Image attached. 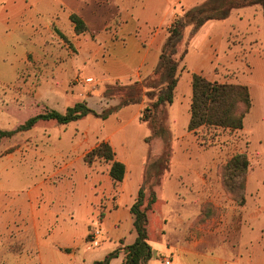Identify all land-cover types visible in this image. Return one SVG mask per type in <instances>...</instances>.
Wrapping results in <instances>:
<instances>
[{
    "label": "crops",
    "instance_id": "obj_1",
    "mask_svg": "<svg viewBox=\"0 0 264 264\" xmlns=\"http://www.w3.org/2000/svg\"><path fill=\"white\" fill-rule=\"evenodd\" d=\"M99 1L0 0V84L8 86L15 82L29 63V55L38 62L45 55L53 56V47H58L54 39H63L68 33L76 40L81 52L84 47H89L90 36L93 39L97 37L89 29L75 32L70 16L77 13L88 24L85 9L91 3L96 6ZM117 2L125 9L117 30L102 32L94 45V53L86 50L85 56L98 60L103 75L109 76L108 80L125 82L147 77L159 62L168 32L164 33L159 26L145 31L136 23L130 10L137 8V0ZM12 51L13 55L9 56ZM9 57L12 58L11 64L6 63ZM46 62H50L49 58ZM51 84L52 81L44 83L41 89L47 85L50 88ZM49 95L52 96L53 92L50 91ZM35 104L39 107L38 103ZM133 106L136 109L133 110ZM143 108V103L127 106L102 119L104 136L99 137L94 146L102 140L109 141L116 151V158L124 162L127 169L124 179L116 185L109 174V163L93 167L85 165L74 170L73 163L66 161L58 152L61 147L40 143L39 133L34 131L37 123L20 130L21 142L14 147L0 148V264L85 262L86 238L95 226L101 228L100 246L103 245L108 252L117 248L125 251L135 242L137 231L131 206L143 182L144 164L141 159L132 161L128 154L135 133L126 127L136 119L140 123L145 122L141 120ZM253 109L252 99L250 111ZM37 110V114L31 117L39 114V108ZM250 111L245 116L243 127L235 130L247 141L245 125ZM146 137L144 134V141ZM239 152L247 153L252 159L249 146ZM58 159L61 164L53 169V162ZM217 164V161L194 163L186 174L192 186L190 190L197 200L194 204L198 207L204 198L216 201L217 197L208 191L206 197L202 195V188H208L210 183L202 168L210 170ZM256 170L253 166L247 176V205L231 203L225 207L215 203L216 207L226 211L225 221L217 227H211L215 217L206 222L199 220L200 208L187 216H179L177 223L184 232L173 239V244L171 240L166 243L167 254L160 256L158 261L163 264H264V206L261 205L263 197L260 192L264 179L258 177ZM210 174L216 175V172ZM174 199L182 204L187 202L185 196L177 193ZM102 201L106 207L100 219L97 205ZM241 212V227L234 230L237 225L232 221L233 213L239 215ZM154 213L153 209L149 216ZM171 235L175 236L174 232ZM216 248L220 250L216 251ZM124 256L121 252L109 264H121ZM152 261L153 258L147 264H152Z\"/></svg>",
    "mask_w": 264,
    "mask_h": 264
},
{
    "label": "rangeland",
    "instance_id": "obj_2",
    "mask_svg": "<svg viewBox=\"0 0 264 264\" xmlns=\"http://www.w3.org/2000/svg\"><path fill=\"white\" fill-rule=\"evenodd\" d=\"M117 1L100 0L96 6L91 3L90 7L85 9L88 22L86 24L97 39H93L91 35L90 46L86 49L84 47L82 52L77 46L76 40H73L68 33L64 35L63 39H54V43L58 47H53V56L45 55L38 62L29 55V63L20 71L18 79L8 86L0 84V131H15L32 115L37 114V108H39V114L49 109L64 112L67 107L86 101L89 106L101 112L110 105L119 103V97L124 93L125 85H129L137 79L125 82L108 80L109 76L103 75L102 66L98 60L85 56L86 50L91 54L94 53V45L99 41L98 38L102 32L113 33L117 30L122 13L125 14L123 5ZM137 1V8L130 10L136 23L145 31H152L159 26L165 33L168 32V24L172 19L174 21L179 13L207 0ZM174 14L176 15L174 16ZM62 44L64 46H61ZM185 49H187V53L180 63V79L175 89L174 102L169 104L163 112L168 128L172 159L170 171L163 175L159 185L152 188L157 194V200L154 206L152 205L155 213L151 217L149 216L148 225L150 243L156 251L152 264L155 263L154 261L159 262V257L167 254L166 243L171 240L173 244V239L184 232L183 227L177 223L179 216H187L200 208L199 220L206 222L207 219L215 217L211 227H217L225 221L226 211H222L220 206L216 207L215 203L223 204L225 207L231 203L239 206L247 205L246 190L245 202L240 204L223 183V165L234 153L247 149L249 146L252 159L249 156L251 164L248 173L254 166V169H257L258 177L264 179L263 9L259 5L237 8L231 12L227 19L211 21L199 30H195L193 25H189L185 30L184 39L178 46L177 56L180 57ZM9 54L12 56L13 51ZM48 58L50 62H46ZM11 59L9 57L6 63L11 64ZM193 72L201 73L211 80L242 83L246 84L249 90L251 88L254 109L250 111L245 125L249 142L235 130L226 128L201 127L197 131L190 132L188 122L191 114ZM144 78L146 77L139 80L143 81ZM49 81H52V86L50 85L49 88L47 85L41 89L43 84ZM109 84L116 86L109 90ZM39 89L41 90L39 91ZM50 91L53 92L52 96L49 95ZM105 91L110 94L109 98L104 95ZM35 103H38L39 107ZM142 103L145 108L148 102L143 101ZM135 107L133 106L132 109H136ZM102 119L94 114H88L68 124H61L56 120H38L37 124L35 123L36 125L33 126L34 131L39 133L40 143L61 147L58 152L66 161H71L74 170L77 171L85 165L93 167L107 163L96 161L95 164L89 165L84 160L85 154L93 148L95 141L104 136L105 126ZM126 129L134 130L135 133L132 137L133 144L128 150L132 161L137 162L141 159L144 164L149 154L158 156L163 152L165 145L161 139L155 138L149 144L143 140L144 134L147 136L152 134V128L148 122L140 123L136 119L127 125ZM45 130L48 132L44 133ZM19 132L20 130L12 134H0V148L3 147L6 150L21 142ZM51 132H53L52 135H48ZM257 152L259 154H255ZM213 161L218 162L215 167L210 170L202 168L205 170L203 175L210 181L208 188H202L204 192L202 195L206 197L205 193L208 191L210 195L214 194L217 198L216 201L204 198L198 207L197 204H194L197 200L190 190L192 186L188 182L186 174L189 169L194 167V163L199 165V163ZM60 164L61 160H54L53 169ZM144 172L145 167L143 181ZM211 172H216V175L210 174ZM260 187L263 197L261 205L264 206V183ZM151 191L146 189L145 205L148 203ZM176 193L185 196L187 202L182 204L174 199ZM105 207L106 204L103 201L97 205L100 219L104 215ZM232 221L237 225V229L234 230H239L243 221L242 212L239 215L233 213ZM225 227L228 229L227 226ZM171 232H174L175 236L171 235ZM219 238L217 237V239ZM84 250L87 257L84 256L85 262L80 264H87L86 261L88 264H93L96 260L103 259L108 253L103 245L91 244L89 234ZM219 250L220 248H216V251ZM231 251L234 252V249L232 248ZM159 264L163 263L159 262Z\"/></svg>",
    "mask_w": 264,
    "mask_h": 264
},
{
    "label": "trees",
    "instance_id": "obj_3",
    "mask_svg": "<svg viewBox=\"0 0 264 264\" xmlns=\"http://www.w3.org/2000/svg\"><path fill=\"white\" fill-rule=\"evenodd\" d=\"M254 5L261 6L264 14V0H207L191 9L183 10L176 16L168 29V35L161 48L159 62L154 70L143 81L137 79L133 83L125 85L124 93L120 95L118 104L110 105L101 112L89 106L86 101L69 106L64 112L49 109L29 118L15 130L29 129L38 120H56L61 124H68L88 114L106 119L124 107L140 104L143 101L148 102L142 110L141 120L149 123L152 134L147 136L145 141L149 144L153 139L158 138L164 142L165 147L158 156L149 154L144 163V181L131 206V212L135 217L134 227L137 231V238L134 243L126 247L127 250L124 251L123 248L112 250L103 259L96 260L93 264H109L121 252L125 254L121 264H147L150 259L156 256V251L149 240V213L154 209L152 205L154 206L157 200L156 191L152 188L159 185L163 175L171 169L172 151L169 146L168 128L163 112L169 104L174 102L175 89L180 79V63L187 53V49H185L180 57L177 56L178 46L184 39L185 30L189 25H193L195 30H199L211 21L227 19L234 9ZM70 19L74 24L75 32L82 33L88 30L85 20L79 14L72 13ZM115 86L109 84V90ZM104 95L109 98L110 94L105 91ZM251 107L252 97L246 84L211 80L201 73L193 72L189 130L197 131L201 127L241 129ZM15 131H0V134H12ZM84 160L89 165L95 164L96 161L109 163V174L115 185L121 182L126 175V165L116 158V151L109 141L98 142L85 154ZM250 162L247 153L236 152L223 165L224 186L237 198L240 204L245 202ZM146 189L152 191L148 203L145 205Z\"/></svg>",
    "mask_w": 264,
    "mask_h": 264
},
{
    "label": "built area",
    "instance_id": "obj_4",
    "mask_svg": "<svg viewBox=\"0 0 264 264\" xmlns=\"http://www.w3.org/2000/svg\"><path fill=\"white\" fill-rule=\"evenodd\" d=\"M90 80V79H89ZM102 234V230L99 226L93 227L89 232V241L91 244L98 246L100 245V236Z\"/></svg>",
    "mask_w": 264,
    "mask_h": 264
}]
</instances>
